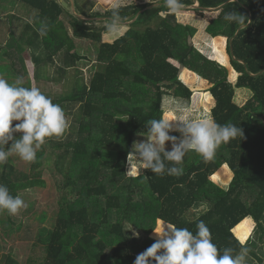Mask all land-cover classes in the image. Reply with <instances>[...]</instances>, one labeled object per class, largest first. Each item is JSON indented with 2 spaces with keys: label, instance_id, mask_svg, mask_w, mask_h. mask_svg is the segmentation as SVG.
Instances as JSON below:
<instances>
[{
  "label": "trees",
  "instance_id": "16d2710c",
  "mask_svg": "<svg viewBox=\"0 0 264 264\" xmlns=\"http://www.w3.org/2000/svg\"><path fill=\"white\" fill-rule=\"evenodd\" d=\"M5 2L21 3L35 18L22 27L13 25L22 20L19 15L0 18V59L9 60L0 70L23 76V87H38L72 117L62 137L47 138L29 172L17 170L10 160L0 170V184L13 196L46 187V167L56 177L54 226L38 234L47 255L28 264H135L139 254L164 238L155 229L168 232L171 224L195 235L201 220L219 255L231 248L235 256L241 247L255 254L252 247L264 240V0H182L200 6L178 13L169 12L164 0L120 4L103 13L91 11V0H0V7L6 8ZM182 11L195 16L183 21ZM228 13L242 15L243 23L225 20ZM202 20V38L190 41ZM114 21L121 28L106 39ZM77 39H88L96 48L89 81L76 67L88 58L77 51ZM212 40L227 48L228 64L218 61L213 50L201 49L212 46ZM74 67L71 92L55 95L51 83L65 80ZM187 70L199 81H187ZM195 81L199 83L191 84ZM238 88L252 92L242 104L235 100ZM195 91L213 106V122L234 124L241 135L222 144L208 161L186 151L182 175H157L144 168L137 173L134 163L136 172L129 174V155L141 158L135 152L137 138L151 135L150 120L164 119L166 97L190 106ZM11 135L0 150H11L23 133ZM171 151L173 147H164ZM164 152L161 160L170 168ZM220 169L229 175L224 184L212 179ZM253 223L262 231L248 237ZM0 264L22 263L8 251ZM148 264L157 262L149 258Z\"/></svg>",
  "mask_w": 264,
  "mask_h": 264
},
{
  "label": "clouds",
  "instance_id": "9594fccd",
  "mask_svg": "<svg viewBox=\"0 0 264 264\" xmlns=\"http://www.w3.org/2000/svg\"><path fill=\"white\" fill-rule=\"evenodd\" d=\"M164 7L171 13H178L184 8V4L182 0H164ZM113 16L119 17L118 12L114 11ZM242 17L236 13H228L224 19L243 23ZM120 28L121 24L115 21L108 25L111 32H118ZM179 119L185 118L182 116ZM14 121L19 122L15 127ZM148 123L151 125L149 142L136 144L135 147L142 158V167L151 169L157 175H182L186 151H194L208 161L215 157L222 144L241 135V128L234 124L220 125L208 119H193L182 129L186 139L178 146L174 144L173 151L164 152L165 142L176 139L168 134V120L153 119ZM68 126L63 108L53 103L38 87H16L6 79L0 78V145L13 139V131L22 132V137L15 140L10 151L18 154L23 161L33 163L37 160V151L46 143L47 138L62 137ZM153 142L159 145V150ZM161 152H164L165 158L172 162L173 166L166 168L161 160ZM9 154L0 151V165L8 161ZM128 162V173L134 174L135 165L130 155ZM25 207V201L19 195H11L9 188L0 184V213L7 212L8 215L15 216ZM196 227L198 231L195 235L187 228H178L171 224L170 233L165 232L163 228L155 229V232L163 234L164 238L139 254L135 264H148L149 258H154L157 264H247V247H241V252L235 256L231 254V248L225 249L223 255H219L211 231L204 221H199ZM161 249L164 251L159 254Z\"/></svg>",
  "mask_w": 264,
  "mask_h": 264
},
{
  "label": "rangeland",
  "instance_id": "374dc122",
  "mask_svg": "<svg viewBox=\"0 0 264 264\" xmlns=\"http://www.w3.org/2000/svg\"><path fill=\"white\" fill-rule=\"evenodd\" d=\"M88 1V0H87ZM94 2V6H92L91 11H99L101 13L105 12L110 7H116L120 4L127 3H147L154 0H112L111 3H107L103 0H91ZM196 5L198 3H195ZM6 8L0 7V18L1 20L5 19L9 13H13L15 15H19L22 20L15 19L13 23L14 27H22L24 26L25 21L29 20L32 22L35 18L33 12L28 9L26 6L21 3H6L4 4ZM151 7V6H149ZM147 7V8H149ZM185 14V15H183ZM181 20H188L190 15L195 16V13H187L180 12ZM84 16V15H81ZM82 19L87 20L88 23L98 24L93 20L86 19L81 17ZM86 17V16H84ZM99 18V17H98ZM207 19V17H205ZM101 20V25L106 26L108 23L103 19ZM121 23V20H117ZM190 21V20H189ZM202 24L198 26L199 30L197 32L196 37H191L190 41L198 42V38H202L203 29H204V21L202 20ZM123 23V22H122ZM130 22H127V24ZM1 25V23H0ZM4 26V25H2ZM8 30L5 27V32ZM119 32V31H118ZM117 32H111L109 35H106V39L112 38ZM3 41V40H2ZM212 42V43H211ZM210 42L212 46H207L205 44L201 45V49L206 52V50H210L209 54L212 52L215 53L218 57V61L222 63H229L228 56L226 54V47L222 44L221 41L214 42L213 40ZM3 43V42H2ZM78 50L81 54L86 55L88 58L86 60H82L77 68H80L84 72L85 78L89 81L96 69V48L94 43H92L88 39H77ZM226 46V45H225ZM211 47V49L209 48ZM211 56V55H209ZM9 60H1L0 65L5 64ZM11 61V60H10ZM10 63V62H9ZM231 70V74H232ZM77 75V69L71 68L66 76L65 80L58 83H51L53 85V90L55 91V95H66L69 94L73 87V80ZM0 78L6 79L9 83H13L16 87H23L25 78L21 77H13L7 73H4L0 70ZM187 81H194L195 79L199 81L198 77L192 72L187 70ZM27 79V78H26ZM199 83V82H198ZM196 81L191 84H198ZM239 91L236 92L235 100L242 104L249 98L252 92L246 88H238ZM208 98L206 96H196V91L192 96V102L190 106L181 100H174L172 97H166L164 104V119L168 120L170 125V130L168 134L170 137V133H178L179 138L176 140H169L165 142L164 147H173L175 145H180L185 139L186 136L183 133L182 129L186 127L188 122H191L193 119H208L212 121L211 116V108L207 106ZM214 102V100H213ZM214 104V103H213ZM181 109H185V111H181ZM185 118L181 120L179 118ZM68 120V125H70L71 116H66ZM71 117V118H70ZM149 142L148 136H139L137 138L136 144L139 143H147ZM4 149L1 148L0 151ZM5 152H9V159L13 165L19 171L29 172L31 168V163L23 161L18 154L15 152H11L7 150ZM135 152L139 154V150L135 147ZM140 155V154H139ZM137 158V157H136ZM135 156L131 157L132 163L138 165V172H141L142 167V158L139 160L136 159ZM138 161V162H137ZM3 168V164L0 165V170ZM130 169V168H129ZM136 172V169L134 170ZM43 176L46 179L47 186L46 187H37L34 189L22 190L20 192V197L25 201L26 207L23 208L18 215L11 216L8 215L7 212L0 213V260L4 253L8 251H12L13 255L22 263L28 264L32 261H43L47 255V249L44 244L38 241V234L41 229L44 227L52 228L54 226V221L56 219L57 211H58V188L55 180V176L52 175V172L49 168H45L43 172ZM229 178L228 173H226L223 169L218 170L213 176L212 179L216 182H220L222 184L226 183V180ZM251 222L247 223L249 226ZM255 224H252L251 232H249L248 237L252 235L259 234L260 230L255 228ZM262 231V230H261ZM170 232V230H168ZM134 235H137V231H133ZM255 254L252 252L248 253L247 264H264V240L261 242L258 240V246L252 247Z\"/></svg>",
  "mask_w": 264,
  "mask_h": 264
},
{
  "label": "water",
  "instance_id": "95a60500",
  "mask_svg": "<svg viewBox=\"0 0 264 264\" xmlns=\"http://www.w3.org/2000/svg\"><path fill=\"white\" fill-rule=\"evenodd\" d=\"M64 3V5L66 6V7H69L68 6V3L67 2H63ZM200 5H199V3L196 5V4H194V5H188V6H186V5H184V8H195V7H199ZM72 7H73V9H74V6L72 5ZM74 11H75V9H74ZM81 16V15H80ZM81 17H83V18H86V19H91V18H88V17H84V16H81Z\"/></svg>",
  "mask_w": 264,
  "mask_h": 264
}]
</instances>
